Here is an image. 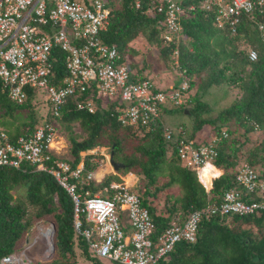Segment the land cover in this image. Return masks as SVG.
<instances>
[{
  "label": "trees",
  "instance_id": "1",
  "mask_svg": "<svg viewBox=\"0 0 264 264\" xmlns=\"http://www.w3.org/2000/svg\"><path fill=\"white\" fill-rule=\"evenodd\" d=\"M118 1L117 6H113L111 0L104 1L109 13L100 38L116 47L121 59L133 70L130 77L135 80L147 78L141 70L143 67L139 68L129 60L131 55L137 53L129 43L141 35L147 42L161 45L158 54L164 64L168 63L171 51H177L175 68L183 71L188 88L194 89V93L189 94L188 99L178 107H165L155 124L136 129L121 126L115 103L101 105L95 92L86 91L77 97H68L61 107L59 125L62 120L66 124L78 121L85 137L76 140L68 129L69 153L63 158L75 164L81 151L96 146L110 147L113 160L123 163V169L138 174L139 180H143V189L137 193L150 213L155 234H158L171 222L181 223L190 211L205 208L216 201L223 191L234 187L233 170L242 155L252 165L264 162V132H258L261 134L258 142L250 140V136L256 133L254 123L259 128L264 125V42L258 29L259 24L264 26V5L260 11L242 14L233 33L227 28H215L210 14L194 8L180 17L178 40L164 45L161 37L163 26L159 21L161 15H148L145 12L146 4L136 8L132 0ZM175 1L185 10L188 4L197 3V0ZM237 44L251 45L256 50V59L248 60L245 51L237 50ZM51 55L57 58L52 66L57 79L51 83L55 84L64 75L61 65L63 53L52 49ZM178 81L177 77L174 85ZM220 84L238 88L241 92L239 97L211 116H202L203 112L208 111V103L202 98L210 87ZM85 96L94 98L92 113L75 107L76 102ZM32 98L33 93L26 91L25 100L20 104L14 103L8 99L6 89L0 84L1 115H6L8 111L12 113L14 109L19 112L25 109L29 118L21 128L15 127L13 132L11 128H5L3 120L0 121V129L9 139L31 131L38 124L33 107H30ZM165 112L170 114L167 118ZM173 112L178 117L168 122L172 120L170 116ZM45 114L50 116L48 110ZM162 125L172 129L174 141L164 139ZM205 125L210 128L209 135L219 136L212 165L221 170L211 180L207 191L197 179L195 171L183 167L175 153V143L179 139H195L197 132ZM222 130L226 133L224 137L221 136ZM89 158L90 155H87L85 169H95L96 164L89 162ZM110 178L104 180L106 186ZM114 178L118 179L117 176ZM161 178L165 181L158 184L157 180ZM173 184L179 188L180 195L172 197L165 209L166 214H157L147 197ZM87 188L96 189L90 183L82 185V189ZM11 190L15 192L14 197ZM167 198L169 203L171 197ZM43 220H49L53 226L52 254L49 260H35L33 264H73L74 246L90 264H102L101 258L88 250L86 240L75 235L72 201L50 175L35 171L29 164H22L18 168L0 166V260L18 250V242L33 222ZM245 223L253 229H243ZM154 264H264V212L244 216L202 214L195 240L176 242Z\"/></svg>",
  "mask_w": 264,
  "mask_h": 264
},
{
  "label": "built area",
  "instance_id": "2",
  "mask_svg": "<svg viewBox=\"0 0 264 264\" xmlns=\"http://www.w3.org/2000/svg\"><path fill=\"white\" fill-rule=\"evenodd\" d=\"M132 2L136 8L146 4L148 15H161L164 45L178 40L180 17L194 8L210 14L215 28L233 33L242 14L260 11L264 5V0H197L185 10L175 0ZM108 13L103 0H0L1 87L17 104L25 100L26 91H31L33 98L41 94L50 114L48 117L44 113L45 118L31 131L13 140L0 129V166L18 168L29 164L35 171L50 175L69 195L74 233L86 240L92 255L118 264H154L176 242L195 240L202 214L244 216L264 212V162L252 165L239 160L233 170L234 187L205 208L190 211L181 223L171 222L158 234L148 209L124 177L119 175L118 182L110 181L97 192L82 189L95 178L97 169H85V161L90 155L88 161L94 163L92 156L97 148L81 151L75 164L63 158V145L57 141L62 140L58 120L68 97L95 92L101 105L115 103L121 126L136 129L155 124L165 107L182 105L190 93L182 70L176 85L171 82L160 86L150 78L132 79L133 70L116 47L100 38ZM258 29L264 42V26L259 24ZM52 49L63 53L64 75L55 84L51 83L57 79L52 66L57 58L51 55ZM171 52L177 56L175 49ZM246 55L253 61L256 50L249 47ZM93 99L85 96L76 102V109L92 113ZM161 129L166 141H174L172 129L165 125ZM254 129L264 132V125L259 128L254 123ZM221 136H226L224 130ZM218 140L219 136L214 135L205 141L179 139L175 143L179 163L198 175L206 163L212 165ZM99 155L106 158L101 151ZM0 263L14 264L9 255Z\"/></svg>",
  "mask_w": 264,
  "mask_h": 264
},
{
  "label": "rangeland",
  "instance_id": "3",
  "mask_svg": "<svg viewBox=\"0 0 264 264\" xmlns=\"http://www.w3.org/2000/svg\"><path fill=\"white\" fill-rule=\"evenodd\" d=\"M111 2L113 6H117L119 4L118 0H111ZM129 45L137 52L136 54L131 55V57H129V60L132 62L134 61L137 67L139 68L143 67L141 69L143 70V74L147 78H150L153 81H155L157 85L160 86L168 85L171 82H174V80H176L177 77L178 80L180 79L179 69L175 68L176 56L174 54L172 55V52L169 55V59L167 60L168 63L164 64L160 58V55L158 54V50L160 49L161 45L158 46L153 43L147 42L146 39L141 35L136 36V38H134V40H132L129 43ZM249 47H251V45L249 44H240V45L237 44V50L241 49L242 51L247 52V49ZM133 56L135 57L133 58ZM191 89L192 88H190V90ZM193 91L194 89L191 90L189 94L192 95V93H194ZM240 93L241 92L238 88H235L227 84H220L218 86L210 87L207 90V93L204 95V97L201 96L203 97L202 100L208 103V108H207L208 111L203 112L202 116H211L218 109L227 106L233 99L239 97ZM34 98L31 99L30 107L31 108L33 107L32 111L35 112V113L33 112L34 118L36 117L38 121L37 123H40L43 119V115L45 111L47 110L46 109L47 104H45V102L43 101V97L41 94H38ZM26 114L27 113L25 109L22 110L21 112H19L18 109H14L12 113L11 111H8L6 115H1L0 113V121L3 120L5 122V128L7 130L11 128L12 131L15 127L16 129L21 128L23 126V123L29 120ZM168 115L170 114H168V112H165V118H167ZM176 116L178 117V115L175 112H173L172 115L170 116L172 120L168 122H172L173 119L176 118ZM180 116L184 117L182 115ZM59 126L60 128H58V130L60 131L62 140H57V141H61V145H63L61 153H63V155H68L69 153V143L67 140L68 129H70L71 135L76 140L83 139L85 137V132L79 126L78 121H71L68 124H66V122L62 120V123ZM11 131L10 133L12 134L13 131L12 132ZM209 132H210V128L205 125L200 131L197 132V136L195 137V139L205 141V139H207V137L210 136ZM260 135L261 134L258 132L254 133L252 136L249 135L250 140L252 139V141L256 143L260 140L261 138ZM56 145L58 146L59 143H57ZM247 145H249V143ZM95 148H97L96 154L92 156L93 158L92 161H94V163L96 164L95 169L99 168L101 171H104L100 174L98 178L96 177L93 178L92 182L90 183L92 187L96 188L94 189V191L97 192L99 190L105 189L106 185L103 182L107 177L109 178L111 177L110 181L118 182L119 175L122 178L125 175H127L128 172L125 169H118V170L112 169L111 165L108 162L110 147L100 146ZM100 151L106 156V158H104L102 155H99ZM239 159L240 160L245 159V155L244 156L242 155ZM129 173H131L130 175H134L133 181L129 182L128 184L129 187L131 188V190L135 192H139L141 189H143L141 187L143 180H139L138 174L132 172ZM195 174L198 179V175L196 172ZM116 176L118 177V179L114 178ZM217 176L218 175H214V177H212L210 181ZM127 179L130 180L131 176H128ZM157 181L158 184H161L165 180L164 178H161L158 179ZM210 185L211 182L209 184V187H207L204 183L203 187L207 191L210 188ZM21 190L22 189H20V192ZM11 193L12 196L14 197L15 192L11 190ZM177 195H180L179 188L175 184H173L167 188L162 189L160 192H157L154 196L147 197V200L149 201V204L155 208V212L157 214H166L165 209L167 205L170 204L172 197L174 198ZM168 196L171 197L169 199V203L167 198ZM242 228L248 229V228H252V226L245 223L242 225ZM52 234H53L52 224L49 220L33 222L31 228L23 234L22 238L18 242V250L9 255L10 262H14V264H33L35 260L36 261L49 260L51 258L50 255L52 254V248L50 249V244L52 243L51 242ZM74 250H75L74 252L75 257L73 260V264H90L89 261H87L82 257V255L79 253V251L75 246H74ZM101 262L102 264H116L115 262L108 261L106 259H101Z\"/></svg>",
  "mask_w": 264,
  "mask_h": 264
},
{
  "label": "bare ground",
  "instance_id": "4",
  "mask_svg": "<svg viewBox=\"0 0 264 264\" xmlns=\"http://www.w3.org/2000/svg\"><path fill=\"white\" fill-rule=\"evenodd\" d=\"M201 170V171H200ZM198 172V178L202 184L205 183L207 187H209L210 179L214 177V175H217L218 169L214 166H212L209 163H206ZM104 171H100V169H97L95 171V177L98 178V175Z\"/></svg>",
  "mask_w": 264,
  "mask_h": 264
},
{
  "label": "water",
  "instance_id": "5",
  "mask_svg": "<svg viewBox=\"0 0 264 264\" xmlns=\"http://www.w3.org/2000/svg\"><path fill=\"white\" fill-rule=\"evenodd\" d=\"M108 162L111 165L113 170L123 169L124 165L121 162L115 161L112 158V151L110 150L109 156H108ZM53 230V226H52ZM52 248V243L50 244V249Z\"/></svg>",
  "mask_w": 264,
  "mask_h": 264
},
{
  "label": "crops",
  "instance_id": "6",
  "mask_svg": "<svg viewBox=\"0 0 264 264\" xmlns=\"http://www.w3.org/2000/svg\"><path fill=\"white\" fill-rule=\"evenodd\" d=\"M218 169V168H217ZM101 171V170H100ZM201 171V170H200ZM219 173H220V169H218V171H217V175H219ZM131 173H128L127 175H125L124 176V179L129 183V182H131V181H133V175H130ZM128 176H131V179L130 180H128L127 178H128ZM98 177H99V175H98Z\"/></svg>",
  "mask_w": 264,
  "mask_h": 264
},
{
  "label": "clouds",
  "instance_id": "7",
  "mask_svg": "<svg viewBox=\"0 0 264 264\" xmlns=\"http://www.w3.org/2000/svg\"><path fill=\"white\" fill-rule=\"evenodd\" d=\"M203 186V185H202Z\"/></svg>",
  "mask_w": 264,
  "mask_h": 264
}]
</instances>
